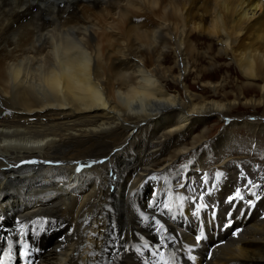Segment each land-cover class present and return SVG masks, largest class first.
<instances>
[{
	"label": "bare ground",
	"instance_id": "6f19581e",
	"mask_svg": "<svg viewBox=\"0 0 264 264\" xmlns=\"http://www.w3.org/2000/svg\"><path fill=\"white\" fill-rule=\"evenodd\" d=\"M196 33L209 40L206 51L194 42ZM107 50L117 51L118 70ZM223 57L229 59L223 66H234L246 82L232 81L228 74L220 81H201ZM190 74L192 83L210 88L208 94L188 88ZM225 86L232 91L224 92ZM3 104L13 107L10 118L17 122L5 123V115L0 116V216L17 208L22 187L33 188L48 178L52 195L60 198L43 213L69 222L62 240L48 238L39 264H85L92 259L88 251L99 247L100 235L104 241L111 224L130 242L120 264H137L138 248L154 244V238L155 245L177 251L169 213L160 203L148 207L152 175L160 176L162 166L208 139L210 118L223 120L224 128L199 155L198 164L226 147L236 126L264 132V0H0ZM238 107L263 113L248 122L232 119ZM31 111L41 124L32 121ZM147 121L153 122L149 136L155 147L185 133L190 142L178 143L172 151L166 145L157 159L155 154L139 158L146 151L141 144L123 149L122 137ZM195 123L201 126L197 134ZM109 186H114L112 192ZM169 186L166 182L161 192ZM78 195L76 202L73 196ZM256 217L246 215L241 234L215 247L206 264H264V218ZM154 220L164 225L163 234L156 233Z\"/></svg>",
	"mask_w": 264,
	"mask_h": 264
},
{
	"label": "rangeland",
	"instance_id": "374dc122",
	"mask_svg": "<svg viewBox=\"0 0 264 264\" xmlns=\"http://www.w3.org/2000/svg\"><path fill=\"white\" fill-rule=\"evenodd\" d=\"M195 35V38H194V42L196 43L197 47L201 50V51H206V48L208 45H210V42L208 39L206 38H202L200 37L199 35L194 34ZM213 48H216L217 46L215 45H212ZM105 55L107 56V54H110L112 58L110 63L111 65L114 67L115 70H118L119 69V63H117L118 61L115 60V56L117 55V51H115V53H111L110 51H105L104 52ZM107 53V54H106ZM116 54V55H115ZM115 61V62H114ZM117 61V62H116ZM225 63H229V59L228 58H219L218 59V64L220 65L217 69L215 70H211L209 73L205 74L204 76H202L201 78V81H207V82H212V81H220L222 76L225 75V74H228L230 76V80H234L237 82H243L246 80L243 79L241 77V74L238 73L237 69L234 67V66H223V64ZM117 64V65H116ZM116 67V68H115ZM235 70V71H234ZM232 73V74H231ZM134 77V76H133ZM194 77V74H190L188 75L187 77V82L186 84L188 85V88H190V90L193 92V93H202V94H208V92L210 91V88L207 87V86H203V84L201 82H198V83H192V78ZM135 78V77H134ZM254 83H260V81L256 80ZM171 88V86H169ZM169 90H172V88ZM233 87L232 86H225L223 88V91L224 92H230L232 91ZM216 99H219L218 96L216 97ZM4 105V106H3ZM2 106H0V108H2L0 110V114L2 112V115H5L1 117V120L5 123H10V124H14L15 122H17V118L16 120L14 118H10L13 114V112H11V108L13 107H8V105L6 104H3ZM6 107V108H5ZM5 110H4V109ZM15 108V107H14ZM48 110L46 109L45 112H47ZM5 112V113H4ZM8 112V113H7ZM11 112V113H10ZM21 113V111H20ZM263 113V109H259L258 111L256 110V112H253V110L251 111V109H244L243 107H238V111L236 112H233L232 114H230L232 117V119H236V118H245L247 120V122L250 120V118H259V115ZM33 114V115H32ZM244 114V115H243ZM36 112L35 111H31L30 112V118L32 119V121L34 120L35 122L39 121L38 118L36 116ZM235 115V116H234ZM33 116V117H32ZM50 114L48 113L47 117H49ZM247 116V117H246ZM9 117V118H8ZM10 120V121H9ZM209 120V121H208ZM205 127L208 128V135H209V138L200 142L199 144H197L196 146H193L190 148L189 151L181 154L182 158L180 157H176L173 162L169 165H165V166H162L160 168V176H161V173L163 170H165V172L163 173L164 175H167L172 177V182H176L177 183V180L180 179H184V176H183V173H182V169L185 170L187 168H195L199 171H203L204 169V166L206 165L208 167L209 170H212L210 169L211 167L219 164L220 167L219 169H215L216 173L217 172H222L224 173L222 177L226 176L227 175V178H226V185L229 186V182L231 183V180H230V175L231 174H235V172H237L234 168L232 167H243L244 166V163H248L250 165H252L253 167H256L257 169L256 170H249L251 171L250 173H253L256 174L257 173V176L259 178V180L263 179L259 176H262L264 175V172L262 171L264 169V164H260L261 162L260 161H264V132H261V131H258V130H255L253 131V133H251V131L245 127L246 125H239V126H236L235 128H233L232 130H230L232 132V135L229 136L228 139H231L228 141H225V142H229V144L226 145V147H223L222 148V152L220 151L219 153L215 152L214 154H209L206 158H204L201 162V164H198V157L200 154H202L203 152H205L209 145H210V141L212 139H214L215 137L218 136V134L220 133L221 129L224 128V124L221 123V121L223 120H218L216 117H213V118H210L208 119ZM231 120V119H230ZM14 121V122H13ZM24 121L23 119H21V123H24L22 122ZM13 122V123H12ZM40 124L42 123L41 121H39ZM153 122H150V121H147V123L145 122L143 125H140L139 127L141 128H138L137 130H135L134 132H132V135L130 133V135H128L129 137L125 138L124 136L122 137V144L123 145V149H135V147L137 145H140L142 147H146V151L143 152V154H141L139 156V158H143L144 155L145 156H149L151 158H153V155L152 154H155L156 156V159L160 157V154L158 152V150H161L162 148H165L166 145H168L166 148L168 151H172L173 149L177 148V144L178 143H181V142H185L188 143L190 142L189 140V134L188 133H185L184 137L183 138H173V144L172 143H169L168 141H170L169 138L165 139L164 141H162V145L160 144L159 146L161 147H155L154 144H151L150 142V139L153 137V136H149L150 132L153 131V128L149 127V125H151ZM148 124V125H147ZM219 125L218 127H216V125ZM213 125V126H212ZM148 126V127H147ZM212 126V127H211ZM212 128V129H211ZM150 129V130H148ZM143 130V131H142ZM201 130V126L197 125V123L194 124V128H193V132L194 134H197L199 133ZM147 131V132H146ZM210 131V132H209ZM140 132V133H139ZM143 132V133H142ZM138 133V134H137ZM135 134V135H134ZM146 134H147V137H146ZM181 135V134H180ZM179 135V132L176 134V136H180ZM207 135V136H208ZM237 135V136H236ZM254 135V136H253ZM138 138V140H136L134 137ZM234 136V137H232ZM262 136V137H261ZM144 137V138H143ZM156 137V136H155ZM213 137V138H212ZM120 138V136L118 137ZM100 141L102 142L103 139H100ZM137 141V142H136ZM130 142V143H129ZM136 142V143H135ZM139 142V143H138ZM146 142V143H145ZM176 142V143H175ZM261 142V143H260ZM125 143V144H124ZM127 143V144H126ZM145 143V144H144ZM135 144V145H134ZM144 144V145H143ZM232 144V145H230ZM125 145V146H124ZM134 145V146H133ZM152 145L151 148H149L150 146ZM172 145V146H171ZM230 145V146H229ZM255 145V146H254ZM260 145V146H259ZM189 146V145H187ZM232 146V147H231ZM155 147V148H154ZM190 147V146H189ZM246 147V148H245ZM152 148L154 150H152ZM229 148V149H228ZM151 151H150V150ZM242 149V150H241ZM253 149V150H252ZM149 150V151H148ZM227 151V152H226ZM231 151V153L229 152ZM249 151V152H248ZM148 152V153H147ZM195 152V154H194ZM219 154V155H218ZM213 155V156H212ZM221 155V156H220ZM227 157H226V156ZM243 155V156H242ZM213 158H212V157ZM223 156V157H222ZM154 157V158H155ZM195 157V158H194ZM221 157V158H220ZM248 157V158H247ZM255 157V158H254ZM230 158V159H228ZM254 158V159H253ZM213 159V160H212ZM223 159V160H222ZM228 159V160H227ZM209 160V161H208ZM216 161H220V163H216ZM246 161V162H245ZM209 162V163H208ZM225 162V163H223ZM227 162V163H226ZM195 163V164H194ZM208 163V165H207ZM213 163V164H212ZM215 163V164H214ZM224 165H223V164ZM205 164V165H204ZM227 164H230L232 167L229 168L227 167L228 165ZM248 164H245V167L246 168L247 166H249ZM180 166V167H178ZM167 167V169H166ZM173 167V168H171ZM178 168V169H177ZM222 168V169H221ZM171 169V171H170ZM174 169V170H173ZM177 169V170H176ZM221 169V170H220ZM169 170V171H168ZM174 173H173V171ZM245 170V171H244ZM242 171H240L241 173L244 171L245 173V176H249V174H247V171L246 169H244ZM167 171V172H166ZM227 171V172H226ZM257 171V172H256ZM258 172H260L258 174ZM230 173V174H229ZM204 174H207V171L204 172ZM240 174H238V177H239ZM179 176V178H178ZM176 178V179H175ZM229 180V181H228ZM264 180V179H263ZM185 181V179H184ZM264 182V181H263ZM195 184V183H194ZM191 185V184H190ZM170 186L174 187L172 184H170ZM262 186H264V184H262ZM194 188V187H193ZM192 188V189H193ZM180 190H182V188H178ZM227 192V191H226ZM186 194L185 193H182V191L179 192V196L181 197H184V199L186 198L185 196ZM223 193L220 195L222 196ZM226 196H229V194H227ZM186 200V199H185ZM243 200H246L245 196H244V199ZM249 200H252V196H250V199ZM187 201V200H186ZM182 203V202H180ZM244 203L243 202H240L239 205H243ZM252 210V209H251ZM255 215V214H254ZM253 215V216H254Z\"/></svg>",
	"mask_w": 264,
	"mask_h": 264
},
{
	"label": "snow or ice",
	"instance_id": "6c2138e0",
	"mask_svg": "<svg viewBox=\"0 0 264 264\" xmlns=\"http://www.w3.org/2000/svg\"><path fill=\"white\" fill-rule=\"evenodd\" d=\"M96 163H103V161H97ZM90 166L91 165H83L82 167H90ZM80 170H81V167H77L76 171L79 172ZM222 176H223V173L222 172H217L215 174V182L211 185V187L213 189H215L216 187H218L219 181L221 180ZM239 179L240 180H243L244 179L243 173H241L239 175ZM201 180L203 181V184L201 185V187L204 188V185H207L208 184L207 174H204V176L201 177ZM177 183L179 184V187H181V188H185V187L191 188V185L185 183L184 179H178L177 180ZM248 184L251 185L254 188H259L260 187V185H254V184H252V181H248ZM193 191H195V189H193ZM206 192H207V189H204V191L201 192V194L199 196V200L201 201V203H198L197 205L194 206L195 207V211L193 213L194 215H198L199 212L201 211V209H203L204 207L207 206L206 204L202 203V201L204 200V196H205ZM251 195L252 196H256L258 198V194L256 192H252ZM175 199H176V201H182L184 199V197L177 196ZM243 199H244V197L242 195L241 187L240 186H237L235 188L234 192L232 194H230L226 198L225 203H227L231 207L235 208V206H236V203L235 202L243 201ZM158 203H160V201H159V191L154 189L153 192H152L151 199L148 202V207L149 208H152L154 204H158ZM247 206L248 207H251L252 206V201L251 200H249L247 202ZM172 207H173V200H172L171 195H169L168 196V199L163 202V208L166 209V210H168L170 212L172 210ZM231 215H232L231 212H228L227 213V217H229V219L227 220V222L224 225L225 228H231L232 227V221L230 219ZM142 219L147 220L149 218L148 217H142ZM152 226L155 227V231H156L157 234H163L166 231L164 225L160 221H158V220H154V225H152ZM18 231H22V229H18ZM238 233H239V230H237L236 232H234L233 233V236L238 235ZM172 238L173 237H172L171 234H169V236L167 237V239H172ZM201 239H202L201 236H199V235L195 236V242L197 244H199L201 242ZM156 243H157V241L154 238V245L153 246H155ZM158 243L161 246H163L164 245V239H160L158 241ZM147 246L148 245H145V247H147ZM10 247H11V245L9 244V248ZM153 255L154 256H158L159 257V260L160 261H163L164 264H168V261L165 260L164 254L162 252H156ZM211 258H212V252L209 251V253L207 254L206 259L210 260ZM169 259L170 260L171 259H174V256H170ZM0 264H3V260L2 259H0Z\"/></svg>",
	"mask_w": 264,
	"mask_h": 264
}]
</instances>
